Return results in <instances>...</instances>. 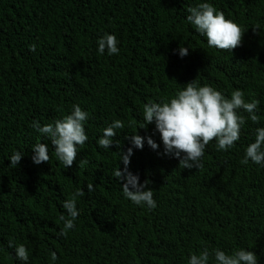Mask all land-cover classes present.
<instances>
[{
	"label": "trees",
	"instance_id": "1",
	"mask_svg": "<svg viewBox=\"0 0 264 264\" xmlns=\"http://www.w3.org/2000/svg\"><path fill=\"white\" fill-rule=\"evenodd\" d=\"M199 2L206 0H0V264H21L9 240L29 249L28 264H187L204 247L245 248L264 264V168L240 163L264 111L259 125L246 121L228 151L210 141L200 169L179 168L164 155L154 123L139 128L144 104L196 79L226 96L239 88L264 110V0H210L242 27L231 51L209 48L187 24V7ZM105 31L116 35L118 55L97 53ZM181 45L184 58L176 52ZM73 104L89 114L77 159L65 169L41 137L50 158L35 165L31 146L40 134L32 121L52 122ZM117 119L120 146L98 147L102 129ZM135 132L159 146L133 148L128 165L149 182L152 211L125 199L112 176L118 164L123 171L119 153L132 147ZM14 150L24 156L10 168ZM83 158L89 164L80 169ZM77 188L85 194L76 226L58 236L60 202Z\"/></svg>",
	"mask_w": 264,
	"mask_h": 264
},
{
	"label": "clouds",
	"instance_id": "2",
	"mask_svg": "<svg viewBox=\"0 0 264 264\" xmlns=\"http://www.w3.org/2000/svg\"><path fill=\"white\" fill-rule=\"evenodd\" d=\"M186 22L196 34L206 39L209 48L231 51L241 43L244 32L242 27L234 20L227 19L225 14L218 10L210 0L196 3L187 7ZM119 41L114 33L107 31L97 37L96 51L100 55H118ZM29 51L35 52L36 45L29 46ZM180 58L188 55V48L181 45L177 50ZM259 101L246 99L244 92L237 88L225 95L210 84H200L197 79L177 89L172 96L161 98L158 102L149 101L144 104L140 127L147 128L149 124L155 125V130L160 135L163 144L164 155L171 156L179 161V168L191 170L203 167L202 157L210 141L214 140V147L218 152H226L235 147V142L240 140L241 129L246 121L259 125L261 111ZM243 113H246L247 116ZM89 114L79 104H73L68 114L52 122L41 124L40 121H32L30 127L40 135L31 146L33 153L31 159L35 165L49 161V147L41 143V137H46L54 146V155L57 160L69 168L77 159L79 148L85 145L89 139L86 134L85 123ZM121 120H113L102 129V134L97 139L98 147L109 150L113 143L117 147L120 141L114 140L116 130L123 128ZM252 141L244 149L242 165L250 162L264 168V126H258L252 130ZM132 147L127 152L119 153L123 165V171L119 164L112 171V176L121 182L122 196L133 205L152 211L157 208V202L153 198V190L149 182L141 183L139 177L128 170L133 148L143 149L145 141L151 149L157 150L158 144L149 137H141L137 132L130 137ZM23 153L14 150L8 160L10 168H16ZM89 164L86 158L80 159L78 167L84 169ZM88 192L94 191V184L87 183ZM84 190L77 188L72 195L62 200L63 212L59 219L63 223L58 236H66L75 228V220L80 215L78 198L84 195ZM8 247L14 249L15 259L21 264H28L29 249L23 243H14L9 240ZM257 255L245 248H234L226 251L219 247H204L199 252H191L187 258V264H258ZM51 260L56 261L57 256L53 252Z\"/></svg>",
	"mask_w": 264,
	"mask_h": 264
}]
</instances>
